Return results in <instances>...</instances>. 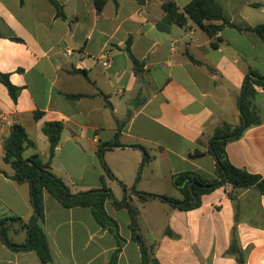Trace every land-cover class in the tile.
I'll use <instances>...</instances> for the list:
<instances>
[{
    "label": "crops",
    "instance_id": "1",
    "mask_svg": "<svg viewBox=\"0 0 264 264\" xmlns=\"http://www.w3.org/2000/svg\"><path fill=\"white\" fill-rule=\"evenodd\" d=\"M101 1L98 9V0H0V74L16 89L14 98L0 81V171L15 175L4 161L12 126H23L35 145L24 156L48 162L42 128L60 122L51 172L73 195L106 188L118 202L127 199L161 264H238L229 254L234 229L247 264H264V197L255 188L233 195L230 186L219 188L192 211L140 199H181L172 183L180 173L215 178L213 134L240 125L247 76L264 77V42L250 31L264 25V0H215L230 25L214 37L192 22L158 28L165 3L183 9L194 0ZM133 59L143 64L139 75ZM253 88L261 124L229 143L227 154L236 168L264 177V89ZM115 139L120 146L111 145ZM105 208L124 240L119 253L115 235L90 208H66L46 192L52 261L14 251L0 237V264H110L116 253V264H142L128 210L112 201ZM33 217L29 184L0 173V221L18 219L6 225L15 246L28 240Z\"/></svg>",
    "mask_w": 264,
    "mask_h": 264
},
{
    "label": "trees",
    "instance_id": "2",
    "mask_svg": "<svg viewBox=\"0 0 264 264\" xmlns=\"http://www.w3.org/2000/svg\"><path fill=\"white\" fill-rule=\"evenodd\" d=\"M139 1L145 2L146 0ZM104 3L105 1L98 0V9H101ZM163 7L165 17L158 23V28L164 32H169L174 23L186 28L188 22H192L205 31L207 35L214 37L218 35L224 24L230 25L224 20L222 9L215 0H194L183 9H180L174 1H170L165 3ZM215 22H222V24L215 25ZM250 31L257 34L264 42V25L257 26L250 29ZM128 50L130 52V43ZM133 61L136 74L139 75L143 71V64L136 59H133ZM0 81L7 86L9 92L15 98L16 89L10 84L8 77L0 74ZM255 85L264 89V77L256 72H250L242 94L240 125L232 128L228 124H224L217 128L213 134L209 151L216 163L215 178H207L192 172L180 173L173 177L172 183L182 195L181 199L142 195L140 196L142 201L160 198L174 209L192 211L200 207L203 196L226 186L232 188V195L233 192L255 188L264 197V177L236 168L230 162L227 154L229 143L239 140L248 128L261 124L251 101L256 93L253 88ZM63 130L64 125L60 122H49L43 126L42 131L50 144L49 161L44 162L39 155H33L30 158L24 156L26 150L35 145L29 141L23 126H12L11 134L4 145V161L13 168L15 175L9 176L2 171L0 173L17 183L29 184L34 217L27 225L28 240L24 246L17 247L8 238L7 222L17 221V218L0 221L1 239L14 251L35 252L43 263L52 261V254L43 229L44 195L47 192L66 208H90L99 225L115 235L119 253L124 240L119 235L118 223L108 215L105 208V203L112 201L116 207L126 209L130 214L132 237L140 247L142 264H161L154 257V246H149L139 233L137 225L138 211L132 207L127 199L118 202L112 192L106 188H104V191L108 192L106 194H103L102 191H92L73 195L65 183L51 172V162L61 142ZM111 145L117 147L121 144L115 139ZM104 167L107 169L105 164ZM118 253L114 255L110 264L117 263ZM229 254L236 258L238 264H247L246 255L240 247L235 229Z\"/></svg>",
    "mask_w": 264,
    "mask_h": 264
},
{
    "label": "rangeland",
    "instance_id": "3",
    "mask_svg": "<svg viewBox=\"0 0 264 264\" xmlns=\"http://www.w3.org/2000/svg\"><path fill=\"white\" fill-rule=\"evenodd\" d=\"M176 195L178 196V197H181V195L179 194V193H176ZM152 200H156V199H152ZM163 206V208H168L169 209V206H164V205H162ZM157 211L158 212H160V211H162V209H160V208H157ZM156 220V219H155Z\"/></svg>",
    "mask_w": 264,
    "mask_h": 264
},
{
    "label": "built area",
    "instance_id": "4",
    "mask_svg": "<svg viewBox=\"0 0 264 264\" xmlns=\"http://www.w3.org/2000/svg\"><path fill=\"white\" fill-rule=\"evenodd\" d=\"M71 54H72V52L71 51H68V55H71ZM109 64H110V62L109 61H106V62L103 63V66L104 67H108Z\"/></svg>",
    "mask_w": 264,
    "mask_h": 264
},
{
    "label": "water",
    "instance_id": "5",
    "mask_svg": "<svg viewBox=\"0 0 264 264\" xmlns=\"http://www.w3.org/2000/svg\"><path fill=\"white\" fill-rule=\"evenodd\" d=\"M196 200V199H195Z\"/></svg>",
    "mask_w": 264,
    "mask_h": 264
}]
</instances>
